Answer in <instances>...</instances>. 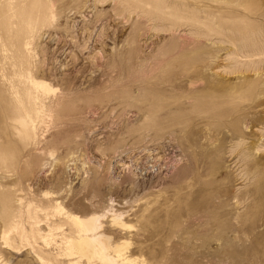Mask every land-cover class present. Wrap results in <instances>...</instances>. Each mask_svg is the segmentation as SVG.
I'll return each mask as SVG.
<instances>
[{
	"label": "rangeland",
	"instance_id": "obj_1",
	"mask_svg": "<svg viewBox=\"0 0 264 264\" xmlns=\"http://www.w3.org/2000/svg\"><path fill=\"white\" fill-rule=\"evenodd\" d=\"M72 213L137 264H264V0H0V264L77 261Z\"/></svg>",
	"mask_w": 264,
	"mask_h": 264
},
{
	"label": "bare ground",
	"instance_id": "obj_2",
	"mask_svg": "<svg viewBox=\"0 0 264 264\" xmlns=\"http://www.w3.org/2000/svg\"><path fill=\"white\" fill-rule=\"evenodd\" d=\"M34 81H36L37 86L48 89V85L44 81L41 80L39 81V79L38 81L34 79ZM59 203H60V199H59ZM69 216H70V220L73 222L74 226L77 228L78 231L76 237L66 238L65 253L69 259L79 258L77 261H73V262L71 261L70 264H81L83 260L88 261V264H92L93 261L97 258L100 259L102 264H137L134 262L133 259L129 258L128 256H124L120 244L110 245L111 244L109 243L111 239L110 237L103 238V235L101 234L98 235V230L101 227L100 217H99L100 215L98 216L90 215L89 217H81L75 213H72ZM50 238L52 237L50 236ZM39 258L40 260H43L41 257ZM5 264H10V263L7 262Z\"/></svg>",
	"mask_w": 264,
	"mask_h": 264
}]
</instances>
